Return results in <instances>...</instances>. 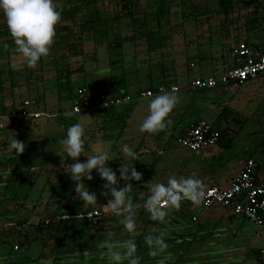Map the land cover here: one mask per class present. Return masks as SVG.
<instances>
[{
	"label": "trees",
	"instance_id": "obj_1",
	"mask_svg": "<svg viewBox=\"0 0 264 264\" xmlns=\"http://www.w3.org/2000/svg\"><path fill=\"white\" fill-rule=\"evenodd\" d=\"M111 1L110 5H114V9L105 11L106 5H103V0H56L62 8V19L70 18L71 22H59L56 26V37L49 55L42 58L37 66L33 68H28L23 61L17 63V65L13 62L12 59L18 57V54L14 51L15 46L12 43V38L8 33L4 18L0 14V114H6L10 107L19 108L23 106L25 100L30 98L27 95L25 96L24 90L28 92L39 91L46 83L51 84V90L58 97V100L70 99L73 100V104L87 95L91 97L93 102H96L97 94L104 92L100 89L96 91L94 84L89 87L86 82H83L85 78H90L99 85L102 83L110 85L113 89L111 93H107L110 95L130 94L125 84L128 75L130 73L144 74L146 70L149 71L146 73L149 83L144 88L156 89L160 84H176L167 79V76L172 73L170 72L173 69L171 65L176 57L169 58L171 53L168 52L169 55L167 56L164 50V47L168 46L170 38L174 35L169 34L168 31L161 32L165 29L161 21L166 20V16L170 17L172 15L171 5L175 0H159L161 3L155 0L153 5L155 10L150 13L147 12V9H142L140 0ZM189 1L191 0L181 2L186 5ZM215 1L214 3L217 4L216 10H213V3L210 0H205L193 4L191 8H188L189 10L186 9L189 11L186 14L184 13L186 12L185 9H183L182 14L187 19L195 21L198 30L205 29V23L208 22L210 16L223 15V25L225 24L227 30L229 25L238 21V18L231 14L240 11L243 7L246 9L253 8V14L251 18L247 19V22L248 25L253 26V29L256 28V32L241 41L249 46L264 45L260 42L251 45L253 43L252 38H255L261 30H264V0ZM140 38L146 41L149 55L143 59L126 61L125 48L127 44L135 43ZM87 40L93 41L96 47L106 44L109 53L119 51L120 56L114 59L109 57L107 59L109 66L101 70L116 68L117 71H120V76L111 73L108 76L101 77L100 68L89 72L85 70L83 64L78 67L72 66L69 60L84 54L83 44ZM221 43L225 47L222 52L224 58L233 54V62L228 68L240 65L241 60L237 53L239 43L237 46L236 42L234 45H227L226 37ZM199 48L201 49V45H199ZM207 54L206 52L192 54L186 51L183 54L186 57L185 64L189 69L195 68L197 62L200 63L207 59ZM167 59L170 60L169 65H166ZM123 64H126L124 68H122ZM172 66L175 67L174 64ZM120 68L122 69L120 70ZM153 68H157L159 71L155 77L153 76ZM52 70L54 72L53 79L45 80V73L47 71L52 72ZM120 83H122L123 88L116 85ZM216 88H196L186 89V91L202 95L206 90ZM84 89L87 92H84ZM9 96L12 97V102L5 103L4 99ZM39 97L29 99L34 101L31 110L41 111L39 107H41L42 99ZM138 102L135 101L120 107L93 109L89 112L90 119L86 123L79 122L76 117L72 121H68L62 112L57 117L61 120L59 125L64 129L75 123H80L85 127L87 135L85 156L91 155L95 142L114 141L111 147L114 161H111L109 166L116 170L119 167V160L123 159L118 141L126 135L132 119L133 107ZM230 116V120L234 124L240 125V129L246 125L248 120L239 116L227 105L220 115L215 118L214 125L220 133L217 146L222 148L224 152L230 150L235 143V134L232 135V133H238L237 130L231 127ZM21 119L23 120V132L17 141L24 143V151L19 156L16 155L13 149L0 154V221L6 224H16L21 228L27 225L34 226L37 228V233L34 235L35 242L40 233L49 236L53 232H57L61 235V239L49 250L42 248L37 255L28 252L21 253L18 259L12 260L10 256L15 253L14 242H18V247H23L28 239L22 235L13 238L0 236V248L9 246L10 255L4 259L5 261H2L3 258L0 253V264H66L64 263L65 260L78 258L83 259L86 264H108L107 259L102 255L104 249L99 247L102 240L100 234L105 228L109 229L115 234L117 242L129 239L130 235L119 223V218L113 215L110 219L112 227L105 226L103 218L99 219L98 224H94L89 219L77 217L80 211L92 209L94 205L76 198L74 182L63 171V165L65 169H68L70 164L74 163L71 158H67L63 154L60 141L65 136L61 137L58 132L57 135L54 133L53 139L45 143L42 149H38L37 138L42 136L34 133V126L39 118ZM200 119L205 118H199L186 127L178 123L177 128H180L179 132H181L179 137ZM12 120L15 121L16 119ZM7 128L0 127V130H7ZM174 128H176V125H171L167 131L172 134L175 132ZM163 134L164 131L157 134L145 132L137 146L132 147L139 156V160L134 162V166L138 172L143 174L141 181L133 182L130 193L133 203L137 205L135 212L139 213L138 216H135L137 231L139 232V235L134 237L137 244V255L141 257V264H161V261H163V264H208V262L209 264H216L217 262L211 260H218L219 258H210L205 254L211 252V250L206 251L207 243L215 239L220 231L217 230V227L211 230L207 221L200 217L201 211L205 210L204 207L189 201H182L178 209L166 207L168 215L164 223L151 220L143 207L144 201L149 195V193H144L147 191L144 185L151 180L153 181L157 176L158 166L162 165L159 160L164 152L165 144L169 141V139L163 137ZM149 136L152 139L150 143L146 140ZM9 142L3 141L0 144L7 146ZM30 144L36 145L28 149L27 147ZM159 148L161 149L159 150ZM159 151H162V153L160 154ZM85 156H81L79 159L84 161L86 160ZM259 167L257 170H259ZM51 170L57 171L54 173L56 175L55 179H52V175H50L49 171ZM46 172L47 174L43 175ZM92 176V180L83 182L84 186L92 193L98 191L104 197L110 198L104 195L103 184L105 182L99 178L95 170H93ZM123 183L124 181L121 180L120 185L123 186ZM203 185L205 186L204 183ZM30 203H33V206L28 209ZM139 207L141 208L138 209ZM161 232L165 234L168 248L160 256L151 257L148 255L149 248L145 244L144 238L149 235H158ZM85 252H87V255L84 254ZM258 253L259 251H257ZM258 257L264 263L260 253Z\"/></svg>",
	"mask_w": 264,
	"mask_h": 264
},
{
	"label": "rangeland",
	"instance_id": "obj_2",
	"mask_svg": "<svg viewBox=\"0 0 264 264\" xmlns=\"http://www.w3.org/2000/svg\"><path fill=\"white\" fill-rule=\"evenodd\" d=\"M181 1L183 0H175V2L171 5L173 9L172 15H170V17L166 16V20L164 19L161 21L162 26L165 28L161 30V32L168 31L169 34L174 35V37L170 38L168 46L166 45V47H164L166 52L165 54H167V56L169 53H171L169 58L173 59L176 57L174 63H172V65L174 64L175 67L171 65V68L173 69L170 72L172 73L170 76H167V79L172 80L181 88V91L176 93L179 97V103L170 114V119L172 120L171 125H176L177 128L179 123L181 126L186 127L188 124L199 118H205L210 121H214L215 118L220 115L226 105L239 116L247 118L248 120L246 125L240 129V125L234 124L232 120H230V116L229 120L232 124L231 127L238 131V133H232V135L235 134L234 145L226 152H224V150H222V148L219 146H215L212 148L213 153H209L207 155L203 153L197 154L191 151L189 148L182 146L178 141L179 134L181 133L179 132L180 128H174L175 132L172 133L173 135L171 132L167 131V128L164 131L163 137L169 139V141L167 144H165L164 152L159 160L160 164L162 165L158 166L157 176L152 182L166 183L167 179L171 176H175L176 178L193 177L201 180L202 183L205 184L204 187H206L208 186L207 184L210 183L214 178H221L224 174L227 176L234 175L241 167H243L244 163L250 157H253L258 163L264 164V74L257 79L245 82L239 88L219 87L212 90H206L202 93V95L200 93L186 91L190 80L195 78L200 67L198 66L189 69L185 64L186 57L183 56L184 52L175 51V49L184 48V43L186 42L187 38L203 40V29L198 30L195 26V21L187 19V17L182 14V10L185 9L186 12L184 13L186 14L189 12L188 8H191L193 4L201 3L205 0H191L187 2L186 5H184ZM210 1L213 3V10H216L217 4L214 3L216 1ZM111 2V0H103V5H106L105 11H111L114 9V5H110ZM154 2L155 0H140L142 9H147V12L149 13L155 10V7L153 6ZM158 3H161V1ZM148 5H151V7ZM246 10L247 9L243 7L236 13L245 15ZM231 15L235 16V13ZM208 20L214 21L213 23L216 24L214 25L216 29L224 28L221 26V23L224 21L223 15H212L208 18ZM61 22L69 23L71 22V19L64 18L61 19ZM134 27L136 26L134 25ZM229 30L230 36L226 37L227 45H234L236 42L234 35L237 29L234 28L233 25H229ZM242 30H244V28ZM173 43L176 47L173 46ZM83 45L85 50L83 55L73 58L72 60H69V58L67 59V61L69 60L73 67H78L83 64L85 70L89 72L100 68L99 73L101 74V77L108 76L111 73L112 75L120 76V71H117L116 68H112V70H101L109 66L107 60L109 57L114 59L115 57L120 56L119 51L116 53H109L105 46L106 44L104 46L96 47V44L91 40L85 41ZM125 49V60L129 62L146 58L149 55L147 52V47L142 42L137 43L135 46H126ZM12 60L15 65L23 61L22 57L19 55L18 57H14ZM232 62L233 57L231 58L230 64H232ZM169 64L170 60L167 59L166 65ZM125 66L126 64H123L122 68ZM122 68H120V70ZM148 72L149 71L146 70L144 71L143 75L131 73L128 75L127 82L125 84L127 86V91L131 95L136 96L139 90L146 86L147 79H145L144 75H146ZM153 72L154 77L159 73L157 68H153ZM53 76V70L52 72L47 71L45 73V80L49 81L53 79ZM84 80L85 81L83 82H86L89 87L94 84L93 86L96 91L100 89L106 93H111L113 90L112 87L107 83L96 85L95 81L91 80L90 78H85ZM116 85L120 88H123L122 83ZM40 93L41 95H39ZM24 94L25 96H29V99L39 96V98L42 99L41 107L39 108L41 110L40 112L45 113V115L37 119V124L34 126V133L36 135L42 136L37 138V145L39 144L38 149H42L45 143L52 140L54 133L56 134L58 132L59 136H65V129L67 128L64 129V127L59 125L61 120L57 117L60 112L66 116L68 121H72L73 118L76 117L79 122L86 123L87 120L90 119L89 113L74 115L72 111L73 100H58V97H56L54 92L51 90L50 83H46L40 88L39 91L37 90L35 92H28L24 90ZM150 99L151 98L141 100L134 105L132 119L130 121L126 135L118 141V146L120 148H122L124 145H127L131 148L136 147L140 138L144 136L145 132H141L139 130V125L148 114V102ZM12 100V97L9 96L4 99V102L10 103ZM189 105H191V107H189ZM0 123L4 125L3 127H8L7 130H0V143L3 141L11 142L13 136L14 139L17 140L23 132V120L21 118H17L14 121L7 117H3L1 118ZM146 140L147 142L149 141V143L152 141L150 136L147 137ZM10 142L7 146L0 144V154L12 150L10 147ZM113 143L114 141L95 142L93 144L91 155L102 150H109L111 153V147ZM35 145L36 144H30L27 148H33ZM160 149L161 148H159V150ZM49 172L51 173L50 175H52V179H55L56 175H54V173L57 171L51 170ZM46 174L47 172L43 175ZM93 193L97 196V204H95L93 208L102 210L103 220L106 224L105 226L112 227L110 222L112 214L105 208V205L110 198L104 197L102 193L98 191ZM144 193L148 192L145 191ZM32 206L33 203L28 204V209L32 208ZM140 208L141 207L138 209ZM81 212L83 211H80L79 213ZM138 214V212H135V216H138ZM200 215L203 220L207 221L208 227H210L211 230L217 227V230L220 231V233L215 236V239H212L207 243L206 251L211 250V252H206L205 256L210 258H219L218 260H211L212 262L215 261L217 262L216 264H264L258 257L259 253L257 254V251L264 247V230H261L255 224L251 223L242 216L231 215L230 211L224 209L223 207H215L209 210L205 209L201 211ZM230 216L232 217L230 218ZM24 229H26V231H24ZM35 233H37V228L32 225H27L26 227L21 228L19 225L6 224L0 221L1 237L13 238L22 235L28 239L23 247L20 246L18 248H16L18 242L15 241V253H13L11 256L9 255V246L1 247L0 253L2 254L3 258L2 261H5L4 259L8 256H10L12 260L18 259L21 256V253L26 252L37 255L42 248L49 250L50 247L59 243L61 239V235L57 232H53L49 236L40 233L37 237V241L35 242ZM84 262L85 261H83V259L78 258L65 260L64 263L86 264Z\"/></svg>",
	"mask_w": 264,
	"mask_h": 264
},
{
	"label": "clouds",
	"instance_id": "obj_3",
	"mask_svg": "<svg viewBox=\"0 0 264 264\" xmlns=\"http://www.w3.org/2000/svg\"><path fill=\"white\" fill-rule=\"evenodd\" d=\"M0 14H2L14 51L22 57L28 68L36 67L38 62L47 57L56 37V26L62 19V8L56 0H0ZM7 47V45H5ZM179 103L175 89L164 91L152 97L148 102V114L139 125L141 132L157 134L165 131L172 124L170 114ZM105 107L107 105L105 104ZM87 135L85 127L80 123L67 127L65 137L60 141L63 154L71 158L74 163L68 169L63 165V171L74 182L76 198L87 204H97V196L84 186L85 180H92L93 170L103 184L104 195L109 196L105 208L113 216L119 218V223L130 235L129 239L121 242L115 240V234L106 229L99 247L104 249L102 255L108 264H141V257L137 255V244L134 237L139 235L135 219V208L132 191L133 182L142 180V173L138 172L134 162L139 160L138 153L133 148L124 145L121 148L123 159L119 160V167L114 170L109 166L113 160L109 150L97 151L96 154L85 156ZM17 156L25 149L24 143L18 142L14 136L10 144ZM85 156L81 161L79 157ZM69 165V164H68ZM124 181L123 186L120 181ZM149 195L144 201V209L149 218L164 223L168 210L164 207L179 208L182 200H190L199 204L205 196V187L201 180L193 177L176 178L171 176L166 183H145ZM145 244L149 248L148 255L158 257L168 248L163 232L158 235L146 236ZM87 255V252L84 253ZM163 264V261H161Z\"/></svg>",
	"mask_w": 264,
	"mask_h": 264
},
{
	"label": "built area",
	"instance_id": "obj_4",
	"mask_svg": "<svg viewBox=\"0 0 264 264\" xmlns=\"http://www.w3.org/2000/svg\"><path fill=\"white\" fill-rule=\"evenodd\" d=\"M237 53L241 60L240 65L227 68L218 74L195 77L191 79L186 89L216 88L221 86L238 87L264 74V45L249 46L244 41H240ZM244 56L246 58H243ZM173 89H175L176 93L181 91L177 84H160L156 89H140L136 96L131 94L110 95L100 92L96 96V102H93L90 96H84L73 104L72 111L74 115H78L89 113L96 108L120 107L135 101L152 98L161 92ZM84 92H87V90L84 89ZM33 104L34 101L27 99L24 105L19 108L10 107L6 114H0V120L3 117L9 119H37L44 116L45 113L31 110ZM105 104L107 107H105ZM3 126L0 123V127ZM219 137L220 133L216 129L214 121L200 119L179 137L178 141L182 146L198 154L217 146ZM159 153L161 154L162 151H159ZM257 169L258 162L250 158L244 163L240 172L232 179L227 188H222L218 185L206 186L205 196L199 205L207 210L223 207L230 211L231 215L242 216L261 230H264V178L258 176ZM182 201L191 202L187 199ZM164 207L168 206L164 205ZM77 217L86 218L94 224H98L99 219L103 218V212L100 209L92 208L79 213ZM16 248H18L17 245ZM259 253L264 260V247L259 250Z\"/></svg>",
	"mask_w": 264,
	"mask_h": 264
},
{
	"label": "crops",
	"instance_id": "obj_5",
	"mask_svg": "<svg viewBox=\"0 0 264 264\" xmlns=\"http://www.w3.org/2000/svg\"><path fill=\"white\" fill-rule=\"evenodd\" d=\"M252 12H253V8H248L246 10L245 15H240V14L235 13V17L238 18V21H236L234 24H231V25H233L234 28L237 29V31L235 32V35H234V38L236 40V46L245 37L251 36L252 34H254L256 32V28L253 29V26H251L250 24L248 25V22H247V19L251 18ZM213 22L214 21H212V20H208V22L205 23L206 27H205V29H203V32H202V35H203L202 36L203 40L201 39L202 41L200 39L187 38L186 42L184 43V48H181V49L176 48L175 49V51H182V52L187 51L188 53H192V54H197L199 52L208 53L207 54L208 57L206 60H204L203 62H200V63L197 62V64H195L194 67H198V66L200 67L198 74L195 77H199L202 75L203 76L210 75L213 73H220V72L225 71L228 68V66L231 65L230 62H231V58L233 57V54L224 58L222 56V52H223V49L225 47L221 43L225 39V37L230 36L229 27L227 29L228 30V32H227L225 24L223 25V23H224V21H223L221 23V26H223L224 28L223 29H221V28L216 29L214 27V25H216V24H214ZM243 28H244V30H242ZM226 33H227V36H226ZM237 39H239V40H237ZM252 40H253V43L251 45H253L254 43H259V42L264 43V30H261L260 33L258 34V36H256L255 38H252ZM139 42H142L146 46V41L144 39H141V38L139 40H137L135 43L127 44V46H129V47L135 46ZM199 45H201V49L199 48ZM173 46H175L174 43H173ZM139 75H143V73H140ZM144 77H145V79H147V75H144ZM148 83L149 82L147 79L146 86L148 85ZM95 84H96V81H95ZM96 85H99V84H96ZM146 86H144V87H146ZM144 87H142V88H144ZM202 153L205 155H207L209 153L211 154V153H213V149L210 148L208 150H205ZM258 164L260 167L258 166L259 170H257V174L260 178H264V164H261V163H258ZM241 169H242V167L239 169L238 172H236L232 176H230V175L227 176L224 174L225 176L223 175L221 178H216L217 180L214 178L207 185L208 186L218 185L222 188H227L229 186V184L231 183L232 179L240 172ZM211 211H213V210H211Z\"/></svg>",
	"mask_w": 264,
	"mask_h": 264
},
{
	"label": "water",
	"instance_id": "obj_6",
	"mask_svg": "<svg viewBox=\"0 0 264 264\" xmlns=\"http://www.w3.org/2000/svg\"><path fill=\"white\" fill-rule=\"evenodd\" d=\"M243 58H246V56H244Z\"/></svg>",
	"mask_w": 264,
	"mask_h": 264
}]
</instances>
